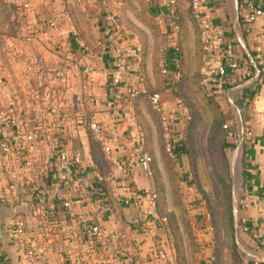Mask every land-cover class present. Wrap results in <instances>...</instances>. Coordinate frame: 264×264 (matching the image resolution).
<instances>
[{"label": "crops", "instance_id": "0c3cea01", "mask_svg": "<svg viewBox=\"0 0 264 264\" xmlns=\"http://www.w3.org/2000/svg\"><path fill=\"white\" fill-rule=\"evenodd\" d=\"M31 1L32 9L24 17L20 0H0V77L4 82L0 109L8 114L6 128L20 126L27 139L21 142L34 143L26 159L10 164L0 162V201L19 207L24 202L26 205L11 217H1L0 264H80L82 256L85 264H105L104 255L114 251L124 254L128 264H153L147 258L154 246L162 244L169 253H173V247L152 205L140 204L129 196L126 187L147 191L153 189L154 180L135 163L131 166L126 163L127 154L136 153L133 134L139 124L135 117L126 119L116 115V110L126 114L132 109L134 96H129L127 89L129 83L135 84L130 72L137 59L133 39L107 25L105 14L100 11L103 8H88L92 15H100L106 38L95 50L83 53L77 42L81 36L70 24L63 1ZM254 1L264 9V0ZM248 8L247 0H200L208 39L203 62L264 60V14L248 20ZM111 10L108 12H119L118 8ZM54 15L62 20L61 27L29 41L15 36L20 25ZM167 15L165 26L170 28L169 12ZM117 47L122 48L127 61L119 98L115 97L110 82ZM171 58L169 50L168 59ZM36 59L64 68L67 81L51 82L48 72L42 76L36 71V63L33 64ZM85 64L91 67L93 77L88 89L82 85ZM40 75L47 81L42 90L37 85ZM210 87L222 105L225 120L235 124L239 136L241 120L251 121L253 134L242 149L246 161L245 195L259 206L264 199V74L251 81L242 72L228 70L213 79ZM92 117L106 128L100 140L89 135L87 121ZM38 124L44 127L41 133L35 128ZM57 128L73 137L80 156V164L73 169L74 177L67 182L57 180L52 173L62 146L55 132ZM106 144L111 147L109 151L104 148ZM110 174L114 178L109 179ZM9 182L14 183L11 190ZM100 182H104L110 197L108 202L106 196L105 200L101 199ZM53 196L59 202L48 215V203ZM63 199L69 200V206L60 203ZM259 213L261 217L264 214ZM16 216H22L27 224V233L22 237L11 230L10 222ZM250 219L254 236L240 231L241 244L247 253H258L253 237L261 233L263 221ZM8 226L16 243L5 231ZM99 231L102 234L96 235ZM252 243L257 249L248 246Z\"/></svg>", "mask_w": 264, "mask_h": 264}, {"label": "rangeland", "instance_id": "374dc122", "mask_svg": "<svg viewBox=\"0 0 264 264\" xmlns=\"http://www.w3.org/2000/svg\"><path fill=\"white\" fill-rule=\"evenodd\" d=\"M62 1L64 8H72L75 13L87 51L95 50L106 38L100 15H92L88 8H103L102 14L118 8L116 16L131 31L128 37L141 46L140 59L133 68H141L146 91L133 95L130 108L152 155L156 197L151 205L171 240L176 264H252L250 254L241 244L239 228L240 245L236 247L233 240V214L236 209L237 225L240 215L247 216L249 221H263L261 233L253 238L259 240L264 236V214L261 217L259 213L264 212V199L259 206L244 207L241 203L242 198H248L243 170L246 161L236 135L228 132L235 131V124H230V128L222 125L226 121L222 105L211 92L210 84L202 82L204 52L191 0H172L169 5L167 0ZM171 9L180 23L175 40L165 26ZM169 46L179 51L181 75L177 79L161 71L164 62L172 67ZM134 70L131 68L130 72L134 74ZM135 84L140 85L137 78ZM149 93L158 94L174 113L175 133L183 147L176 155L165 149L159 115L151 106ZM250 210L254 211L252 215ZM254 244L248 246L254 249ZM258 247V254H264V248Z\"/></svg>", "mask_w": 264, "mask_h": 264}, {"label": "built area", "instance_id": "2783aa9c", "mask_svg": "<svg viewBox=\"0 0 264 264\" xmlns=\"http://www.w3.org/2000/svg\"><path fill=\"white\" fill-rule=\"evenodd\" d=\"M248 1V20L255 19L258 15L264 14V9L260 8L254 0ZM172 0H167L166 4L169 5ZM20 7L22 9V16L26 17V14L29 10L32 9V1L31 0H20ZM192 13L196 17L198 21V25L200 27L201 39L203 43V48L205 49V43L207 42V24L206 20L201 15L200 10V0H191ZM170 16V30L172 31L173 40L176 39L177 32L179 30V23L177 16L174 14L171 9L169 12ZM105 21L107 25L113 31L123 32L125 35L129 34L131 31L126 29L123 24L118 20L117 16L113 12H107L105 14ZM62 20L58 15H54L51 17H40L36 19L34 22L29 23L28 25H20L17 31V37L21 38L25 41H29L34 38H39L47 34L48 31L54 30L56 28L61 27L60 23ZM77 42L82 49H87V44L81 37H77ZM134 54L136 56V61L140 59V51L141 46L139 42H134L133 47ZM126 58L123 56L122 48L117 47L115 49V60L113 66L111 68L110 73V82L113 88L115 97H120L121 91L119 90V86L122 80V71L126 68ZM253 66L255 70L253 69ZM27 67L30 68V63L27 64ZM133 76L138 79L139 87L136 84H130L127 89V93L129 96H133L139 91H146V88L143 86V72L141 68L135 66ZM228 70L242 72L245 77H247L251 81L258 80L260 76L264 74V60L261 61H252L251 63L243 61L239 62L236 59H231L225 63L223 62H203L200 72L202 74V82L204 84H210V82L217 78L225 75ZM161 71L166 76H171V78L177 79L181 75L180 69L176 66V63L168 66V63L164 62L161 64ZM82 85L84 88L88 89V87L93 83L92 77V69L88 64H85L82 67ZM50 81L51 82H59L65 83L67 81V71L64 68H57L54 71L50 72ZM3 78L0 77V91L3 87ZM142 85V86H141ZM149 101L151 103L152 108L158 113L162 133L165 141V149L172 155L177 154V143L178 136L176 135V127L174 114L166 108L164 102L161 100L160 96L155 93H149ZM134 112L132 109H129L126 114H123L120 110H116V115L126 118L132 119L134 118ZM8 123V114L3 109H0V162H6L10 164L12 161H22L26 159V157L30 156L32 150L34 149V143L32 141L21 142L26 139L25 131L18 125L12 127V129H7L6 124ZM224 127L230 128V122L227 120L222 124ZM36 129L41 133L44 131V127L41 125H36ZM87 128L89 131L98 139H101L105 136L106 128L97 118H90L87 121ZM241 135L239 136L237 129L233 131V129H229V134L235 137L237 146L243 149V146L248 138H250L253 134L252 124L249 118H244L240 122ZM58 140L61 143V148L57 154L56 160L52 166V173L57 180L62 181H71L74 177L73 169L76 164H80V156L77 153L74 145V139L71 135L66 133L64 129H56L55 130ZM132 136V135H131ZM136 153L134 155L127 154L125 157V161L128 165H133L134 163L138 166V168L148 177L153 175V167H152V155L145 147L144 135L140 129H137L135 134H133ZM20 141V142H19ZM105 150H110V145L106 144L104 146ZM113 176L110 174L108 176L111 179ZM102 179L101 176L98 177ZM114 178V177H113ZM9 190L14 187L13 182L8 183ZM129 187V186H128ZM129 196L132 199L137 200L140 204L148 203L153 204L155 200V192L153 189L147 191H138L134 187H129ZM11 193L10 191L8 192ZM11 195V194H10ZM58 197L54 196L51 198L48 203V212L50 215L51 212L58 205ZM241 203L244 207L249 206H258L256 201H251L249 198H242ZM60 203L63 206H69L70 202L68 199L60 200ZM238 228L241 232L247 233L249 235L254 236V231L251 226V223L247 216L240 215ZM11 230L12 232L18 236L22 237L27 233V224L22 216H16L11 220ZM102 233L96 232V235H101ZM98 237V236H97ZM254 238V237H253ZM256 245L262 246L264 248V236L255 241ZM260 253V252H259ZM250 254L248 257L251 258L252 264H259L258 261H264V254ZM147 260L151 261L153 264H176L173 253H169L164 245L158 244L154 246L153 251L149 253ZM85 258L82 256L79 258L80 264H85ZM129 260L127 257L121 252L114 251L104 255V263L105 264H128Z\"/></svg>", "mask_w": 264, "mask_h": 264}, {"label": "trees", "instance_id": "16d2710c", "mask_svg": "<svg viewBox=\"0 0 264 264\" xmlns=\"http://www.w3.org/2000/svg\"><path fill=\"white\" fill-rule=\"evenodd\" d=\"M67 14L70 17V24H72V26L74 27V30L76 31V33L80 35V32H79V30L77 28V25H76L77 22H76V19H75V16H74L75 13L74 14L72 13V8L70 10L68 8ZM73 17H74V19H73ZM118 20L122 23V21L119 18H118ZM178 23H179V20H178ZM179 29H180V23H179ZM17 31L15 32V36L16 37H17ZM171 47H173V48L170 49V52L172 54V58L170 59V61H171L172 64L176 63V66L180 69V56H179V51L177 50V48L175 49V46H171ZM202 49L204 51L203 44H202ZM81 51L83 53H86L87 52L86 49H82ZM34 63H36V64H34ZM33 64H34V66H37L38 67L36 71L41 72V75L42 76L44 75L45 72L50 73V72L54 71V69H57V66H55L53 64L45 63L44 61H40L38 59H36L35 62L33 61ZM41 75H40L39 81H37L38 82L37 85L39 87V90H42V88L47 84V81L44 80V78ZM223 117H224V115H223ZM160 126H161V124H160ZM139 127H140V125H139ZM139 129L142 131V133L144 135V141H145V147H146L145 133H144V131H143V129L141 127ZM88 132H89V135L92 136L93 139H98L95 136H93V134L89 131V129H88ZM146 149H147V147H146ZM176 150H177V153H179L181 150H183L182 143L180 142L179 138H178V143H177V149ZM152 167H153V165H152ZM153 172H154V167H153ZM103 183L104 182H100L99 185H100L101 190H102V193H103V194L101 193V199L102 200H105V198L107 197L108 194L106 193V189H104L105 186H104ZM126 189H128V187H126ZM154 192H155V190H154ZM155 197H156V192H155ZM109 199H110V197H107L106 201L108 202ZM154 202H155V200H154ZM233 240H234V242L236 244V247L240 245L237 238L234 237ZM174 258H175V255H174Z\"/></svg>", "mask_w": 264, "mask_h": 264}, {"label": "water", "instance_id": "95a60500", "mask_svg": "<svg viewBox=\"0 0 264 264\" xmlns=\"http://www.w3.org/2000/svg\"><path fill=\"white\" fill-rule=\"evenodd\" d=\"M25 199H23L22 201H24ZM23 207H25V202L21 205ZM21 206H16L14 204H11V203H7V202H1L0 201V241H1V236L3 234V228H2V219L1 217L4 215L6 217H11L12 215H14L15 213L19 212L21 210ZM234 218H235V226H234V235H235V238H237V228H238V225H237V215H236V209H234ZM7 230V233H9L10 237H12V239H14V242L16 243L17 240L15 238V236L11 233H10V227L8 226L7 229H5V231Z\"/></svg>", "mask_w": 264, "mask_h": 264}]
</instances>
